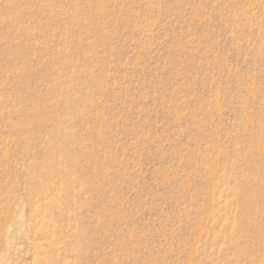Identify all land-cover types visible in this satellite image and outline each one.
Returning <instances> with one entry per match:
<instances>
[{"label":"rangeland","instance_id":"rangeland-1","mask_svg":"<svg viewBox=\"0 0 264 264\" xmlns=\"http://www.w3.org/2000/svg\"><path fill=\"white\" fill-rule=\"evenodd\" d=\"M0 264H264V0H0Z\"/></svg>","mask_w":264,"mask_h":264}]
</instances>
